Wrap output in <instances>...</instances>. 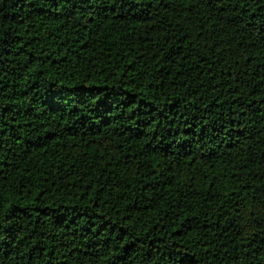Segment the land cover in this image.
Here are the masks:
<instances>
[{"label": "trees", "instance_id": "1", "mask_svg": "<svg viewBox=\"0 0 264 264\" xmlns=\"http://www.w3.org/2000/svg\"><path fill=\"white\" fill-rule=\"evenodd\" d=\"M242 2L0 0V264H264V0Z\"/></svg>", "mask_w": 264, "mask_h": 264}, {"label": "snow or ice", "instance_id": "2", "mask_svg": "<svg viewBox=\"0 0 264 264\" xmlns=\"http://www.w3.org/2000/svg\"><path fill=\"white\" fill-rule=\"evenodd\" d=\"M82 3L87 4L88 0H81ZM219 2L220 4L224 3V0H169V3L167 5H164L166 7H171L174 11L178 10L179 12L187 13L189 17L191 16L192 12L196 10L199 12L201 6L207 5L211 7H215L216 3ZM231 2V0H230ZM241 8L244 7V4L242 0H239ZM226 7V5H225ZM235 7V5H234ZM221 11L224 9L221 8ZM190 33H184V39H187ZM0 42H5V37L3 35V30L0 29ZM187 53L185 54V59L187 58ZM203 59V57L201 56ZM222 59V57H221ZM248 62H251V58H248ZM264 64V61L261 62ZM34 71L43 74V70L39 67L34 69ZM182 74V73H181ZM228 75H232L231 72L227 73ZM241 76L246 75V73H240ZM236 79H239V76L236 77ZM261 81H264V77H261ZM239 90V89H237ZM7 179L6 175L0 172V223L10 218L12 214V208L13 205H8L6 207L5 202L9 199L10 193L6 195V188L4 181ZM18 190V189H15ZM40 195H43V192L40 193ZM41 251H43L41 249ZM184 264H195V257H192L184 262Z\"/></svg>", "mask_w": 264, "mask_h": 264}]
</instances>
